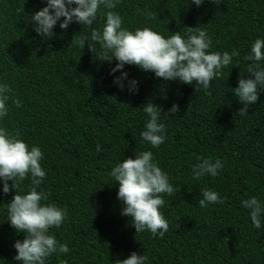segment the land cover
<instances>
[{
	"label": "trees",
	"instance_id": "1",
	"mask_svg": "<svg viewBox=\"0 0 264 264\" xmlns=\"http://www.w3.org/2000/svg\"><path fill=\"white\" fill-rule=\"evenodd\" d=\"M45 6L46 0H0V83L11 88L0 127L41 148L46 203L67 212L61 227L49 231L69 252L53 254L46 264H117L134 251L150 264H264V218L262 228H254L241 204L252 196L264 200V91L243 117L233 94L248 76L251 62L244 55L264 38V0H205L200 7L191 0H120L114 9L130 30L149 27L167 37L198 27L212 39L209 51L237 50L238 66L223 68L206 93L195 82L164 81L135 65L124 71L139 90L130 93L127 81L121 90L109 74L117 61H101L78 43L90 28L74 22L61 29L58 22L51 38L34 31L30 17ZM138 9L155 18L145 19ZM103 24L101 13L92 27L100 31ZM150 101L162 110L166 127L158 148L140 137L147 119L142 109ZM145 150L175 189L163 195L160 210L169 225L163 237L136 232L132 218L121 215L119 186L110 177L117 163ZM203 158L220 159L223 167L215 177L193 179L192 167ZM29 184L26 178L21 189ZM204 189L224 202L201 208ZM14 195L0 191V264H20L13 245L24 234L10 225L6 211Z\"/></svg>",
	"mask_w": 264,
	"mask_h": 264
},
{
	"label": "clouds",
	"instance_id": "2",
	"mask_svg": "<svg viewBox=\"0 0 264 264\" xmlns=\"http://www.w3.org/2000/svg\"><path fill=\"white\" fill-rule=\"evenodd\" d=\"M204 2L191 0L196 7ZM119 3L120 0H46V6L31 15L30 22H34V31L42 38H51L58 22L61 29H67L74 22L90 28V33L81 35L78 43L84 47L87 44L88 51L101 61L111 63L115 59L117 63L109 74L121 90L127 81L130 93L139 90L138 81L128 78L125 65L138 66L164 81L178 80L188 85L195 82L197 91L202 90L203 93L207 92L211 81L222 76L223 68L238 66V62L233 64V58L240 53L235 49L231 53L209 51L212 39L201 28L187 27L185 35L175 32L167 37L149 27L130 30L123 26L122 16L114 11ZM137 11L147 20L155 18L146 9ZM101 13L104 24L98 31L92 26ZM243 59L251 62L247 64L248 76L240 78L238 86L233 89V94L243 105L239 109L241 117L247 115L249 105L256 103L258 93L264 91V38L252 42L250 52ZM118 71L120 75L116 76ZM10 92L8 84L0 83V121L8 116ZM12 102L17 107L21 106L18 100ZM142 110L147 119L140 132L141 140L158 148L166 139L165 124L160 122L162 110L151 101ZM177 110L178 107L173 105L169 111L175 113ZM96 150H101L99 144ZM42 159L43 152L39 146L29 147L18 131L13 135L0 127V191L4 194L15 191L6 211L10 225L24 234V239L13 245L17 253L14 260L20 264H46L47 258L53 254L59 256L69 252L67 244L59 242L49 231L61 227L67 219V212L55 204L46 203L48 194L40 188L46 176L41 166ZM222 167L220 159L203 158L193 165L192 177L196 180L206 175L215 177ZM110 177L119 186L117 199L123 205L121 215L132 218L136 232L148 231L153 237H163L169 227L160 210L165 204L163 195L172 196L175 189L168 174L153 162V153L145 150L136 153L135 158H125L111 169ZM26 178L30 179V184L27 191H23L21 182ZM9 181H12L11 186ZM201 196L198 201L201 208L224 202L216 191L210 189L202 190ZM241 204L249 210L253 227L261 229L264 200L252 196L242 200ZM117 264H150V261L147 255L134 251Z\"/></svg>",
	"mask_w": 264,
	"mask_h": 264
}]
</instances>
